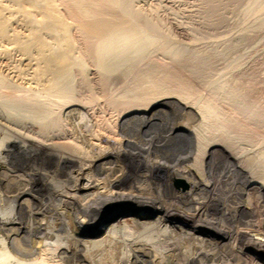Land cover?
Wrapping results in <instances>:
<instances>
[{"label":"bare ground","instance_id":"obj_1","mask_svg":"<svg viewBox=\"0 0 264 264\" xmlns=\"http://www.w3.org/2000/svg\"><path fill=\"white\" fill-rule=\"evenodd\" d=\"M65 1L68 14L84 25L81 41L97 53L87 75L73 70L64 56V73L51 78L47 88L38 86L50 80L45 76H20L13 83L0 79V170L11 174L6 185L0 179V234L5 237L0 264H77L82 247L89 256L118 248L117 256H88L91 264H264V137L244 133L241 123L225 115L215 116L194 87L176 84L177 96L152 93L146 73L143 82V72L134 78L129 72L146 59L139 52L144 43L133 45L128 35L124 39L120 22L114 27L107 17L86 21L100 18L97 10L111 1ZM94 34L101 35L96 44ZM172 52L195 75L212 65V55L186 48ZM212 83L243 106L240 94L222 78ZM179 103L199 120L182 125L150 117L159 107L181 108ZM71 108H83L85 114L66 115ZM96 173L105 175L104 194L93 192L101 184ZM177 179L187 182V192L175 191ZM12 190L18 193L9 198ZM25 198L31 201L27 213ZM122 212L123 222L104 227ZM90 228L105 231V239L83 243Z\"/></svg>","mask_w":264,"mask_h":264},{"label":"rangeland","instance_id":"obj_2","mask_svg":"<svg viewBox=\"0 0 264 264\" xmlns=\"http://www.w3.org/2000/svg\"><path fill=\"white\" fill-rule=\"evenodd\" d=\"M110 1L112 3L109 2L110 9L107 8L106 4L97 10L99 14L95 12L100 17L99 20L94 16H90L86 21L100 23V20L107 17L110 22L114 23V27L119 26L117 23L120 22L121 26L118 29L122 33L121 36L124 35V39L129 36L128 41L136 42L133 45L140 41L144 43L142 47L145 48L139 52L141 54L143 52L146 59L139 66L131 71L129 70L132 77L143 72L141 78L142 76L144 78L146 73L147 76L144 80L147 79L146 83L150 87L152 86L151 90H154H152V93L155 94L159 92V94L172 93L176 95L178 93L176 87L180 84H185L191 89L194 87L192 90L202 100H207L210 107L214 108L213 113L215 116L222 118L225 115L226 119L241 123L244 133L264 137V27L259 26V22L264 19V0L258 4L257 10H255L257 7L252 8L255 0H125L126 2L123 3L122 0H118V3L117 0ZM249 6L255 11H251ZM68 8L69 6L65 0H0V79L13 83L19 80L20 76L26 75L29 78L33 76L42 78L45 76L47 79L49 77L50 80H42L38 86L47 88L54 81L56 75L64 73L63 61L66 60L64 58H67L66 63L71 64L70 67L76 70L77 73L80 72L83 76L87 75L86 72H88V68L97 53L93 49L94 45L89 46L83 40L81 41V30L84 25L80 20L68 14ZM90 18L97 21H92ZM76 22H80V24H76ZM123 25L126 26L125 30ZM93 36L95 38L92 40L96 44L98 37L100 38L101 35L94 34ZM94 42H91V44H94ZM184 47L189 49V53L192 54L195 52L196 54L212 55L210 58L212 65L208 70L204 69L201 72V74L206 73L205 76L199 75V73L195 75L196 72L189 65L186 66L185 63L182 65L181 62L177 63L170 56L172 52L170 49H173L175 53L184 50ZM165 49L170 50V55L168 50ZM150 62L155 63V66ZM149 65L152 69L158 68L159 70L155 68V72L158 73H151L149 71L151 68H148ZM160 65H165L163 67L168 68L166 69L167 72L169 74L172 72L173 76L171 74V77L168 76V73L164 72L165 68H159ZM125 70L127 71V69ZM48 71H51V73ZM129 72L127 71L126 74H129ZM147 72L151 75H148ZM131 76H129L130 80ZM51 78L54 79L51 80ZM221 78L223 82H226L229 89L240 94L243 106H240L239 101L236 102V100L228 98L226 94L224 95L216 89L218 84L212 82ZM144 80L143 82H145ZM158 88L161 90L159 91ZM182 96L185 97L186 95L182 94ZM181 101L182 99H180ZM179 104L181 108L177 105L159 107L150 114V117L163 122H173L174 120L182 125L192 120H199V116L194 110L185 108L183 103ZM69 114L82 116L85 114V110L83 108H71V110L66 111V115ZM16 155L19 156V152H16ZM18 174L22 175V173ZM10 175L7 170H0V179H3L5 185ZM22 176L24 177V175ZM97 176L102 186L99 185L93 192L104 194L108 190L102 183L105 175L99 174ZM10 178H13V176ZM242 180L246 181L245 178ZM83 182L84 180H82ZM173 185L178 193H185L189 189L187 182L183 179H177ZM127 191L129 190L127 189ZM17 193V190H12L7 192V196L13 198ZM235 196L240 197L241 200L246 198L241 193L239 196L238 193ZM25 199L22 200V203L24 204V211L27 213L31 201L29 198ZM122 216L123 212L107 221L104 227L109 228L118 222H123ZM39 220L43 223L46 222L43 217H40ZM105 236V231L97 232L94 228H90L89 233L81 238L83 239L82 242L86 243V241L92 240L103 241ZM4 238L0 234V242ZM112 245L114 244L112 243ZM79 249L76 257L77 264H89L90 260H93L89 259L90 256L94 258L97 255V257L102 255L103 258L106 255L104 257L106 258L110 256L109 252H112L115 256L119 255L118 248L113 251H109V249L108 253L107 250H103L100 252V256L99 252L94 253L95 256L93 253H90V256L87 255L88 252H86L85 247ZM261 250L264 253V249ZM8 253L10 256H14L11 251H8Z\"/></svg>","mask_w":264,"mask_h":264}]
</instances>
